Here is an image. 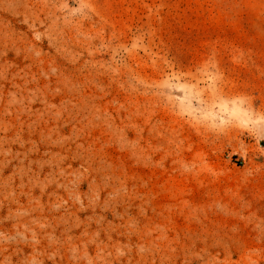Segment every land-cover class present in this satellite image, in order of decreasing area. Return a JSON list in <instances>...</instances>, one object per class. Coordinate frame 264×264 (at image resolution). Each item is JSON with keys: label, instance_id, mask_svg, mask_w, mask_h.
Segmentation results:
<instances>
[{"label": "rangeland", "instance_id": "rangeland-1", "mask_svg": "<svg viewBox=\"0 0 264 264\" xmlns=\"http://www.w3.org/2000/svg\"><path fill=\"white\" fill-rule=\"evenodd\" d=\"M0 264H264V0H0Z\"/></svg>", "mask_w": 264, "mask_h": 264}]
</instances>
